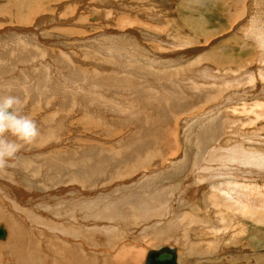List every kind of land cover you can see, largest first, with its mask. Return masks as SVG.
Returning <instances> with one entry per match:
<instances>
[{
  "label": "bare ground",
  "instance_id": "obj_1",
  "mask_svg": "<svg viewBox=\"0 0 264 264\" xmlns=\"http://www.w3.org/2000/svg\"><path fill=\"white\" fill-rule=\"evenodd\" d=\"M245 1L246 0H244V2ZM105 2L108 3L109 1ZM115 4L118 5L119 2ZM38 5H40V3H38ZM38 5L35 3V0H22L18 6V14H15L14 10L8 11L7 15L10 18L16 17L17 22H22V24H31L34 22L36 15L41 13V11H49L47 9L48 7L46 8L43 5ZM220 12L223 13V16L227 14L222 9H220ZM4 15L6 14L4 13ZM241 15L245 16L246 12L242 10L238 18H240ZM262 18L263 17H261V19L252 18V22L250 21L251 26L246 31L247 39H253L258 42V54L260 53V56H257V52H255L253 60L250 59L249 61L248 54L245 55V53H241V56L245 55L246 57L245 64L251 63L252 65L253 62L258 61L255 60V57L257 56V59L260 57V67L255 66L253 68L250 67L251 65H247L246 67L248 69L244 71L243 75L232 77L227 74H220V71L218 74H214L212 70V72L208 71L210 68H206L208 67V65H206L203 69L194 68L191 72L192 75L189 74L190 78H188L189 76H177L178 72L183 75L184 68L174 70L176 66L183 63L182 60H179L177 64H175L174 69L170 70L167 68L169 65L165 66L163 63L166 69L162 72H155L153 78H148L144 73L146 79H138L139 81L137 80L135 83L133 79H131L132 77H120L121 80H119V84L122 88L130 89L133 87L134 89L128 92L130 96H127L126 99L122 97V95L120 96L121 98L113 99L121 101L112 106L109 102L112 100H110L109 97L106 98V96L104 98L101 92V88L106 81H99L96 78L91 79V76H89L91 74L87 75L86 78L88 80H85L84 73L76 69L75 65L68 67V70L65 72L62 71L61 77H68L69 82H66L67 85L65 84L66 86L62 88H60L59 81L61 79H59L58 76H51L45 72V74H42L43 71L41 69V74H39L40 76L42 75V78L39 79L36 77V82L33 76L36 75L37 66L42 61L38 62L37 66L35 65L36 63L33 62L35 59L40 61L38 57L41 53L38 45L35 44L37 38L30 34L33 32V28H14L7 25H0V33L3 32L8 34L6 38L0 36V97L7 95L19 96L16 92L18 89L22 88L21 92L23 91V95H25L26 98L30 97V100L33 98L32 101L40 98L43 105H46L45 102H49L51 97L56 98L53 96L58 94L61 100V103H59L62 104L64 109L73 105L80 106L79 108L83 109L84 115L81 121H85L87 126L91 129L98 128L101 130V135L104 134L111 138L118 135V133L124 134V130L117 129L126 125L128 123L126 120L130 121L131 118H135L137 122L135 128L132 127L133 129H130V133L124 135L122 139L119 138L118 143H120L121 146H118L120 148L118 151L114 150L112 147L110 149L106 148L102 145L103 143H97L95 145L89 144L86 148H74L78 150H60V152H54L51 157L44 155V157H40L36 160H28L29 158L25 157H32L37 150L41 152L37 146V148L33 149L35 145L31 147V144H23L21 141L16 140L15 137L8 136L10 140L15 138L14 140L20 144V150L17 153V158L14 161H10V166L4 170H0V229L2 230V234L0 235V264H8L10 260L9 254L13 253L10 249L13 246H16L17 258L20 259H16L18 264H41L37 256L46 257L48 255L49 257L51 253L59 254L57 257L62 259L63 264H94L91 262V259L95 258L97 261L98 258L102 259L107 255V253H105L104 256H99L98 250L101 245L95 241L94 236L100 235V237H102L103 235L109 244L112 241L114 233L117 234L121 231H127L128 233L130 231L128 228L133 226L132 223H135V232L141 230V234H146L141 240L135 241L136 243H143L142 241H144L143 249L146 251L145 254L147 251L157 252L159 249L165 248L164 250L167 252L165 255L166 258L163 260L164 264H185L187 258L186 260L183 258V254L186 253L184 251L187 248L191 249L193 246L195 249H192V251L197 255L195 256V261H197L196 258L201 257L206 263L211 259L207 264H227V259L231 260L238 257V259H243L244 264H264V252L259 254L256 251L257 246H264V146L261 144L263 136L258 134L256 129H253L256 124L253 121L264 118V20ZM237 23L238 22H236V25ZM22 33L30 35L23 36ZM116 34L113 35V38L112 35H104L108 42L101 45L102 48L100 45L98 46V53H102L101 58L104 57L105 53H112L113 49H117L116 52L119 51L117 53L119 55L121 52L126 53L123 52V49L121 51L119 48H122L123 44H127V47H129L130 44H134L133 40L130 41L131 38L129 37L131 35L129 33H125L126 35ZM144 36L146 35L144 34ZM191 39L192 38L187 37L183 43H179V46L185 47L194 44ZM78 40L83 43L80 37H78ZM124 40H126V42ZM174 41H176L174 43L175 45L177 39ZM155 43H157V40ZM91 48L93 50L97 48L96 44ZM200 48V46L197 49L193 48V50L190 48L188 53L184 51L185 54L181 56L182 58H185V56H192V52H198L201 50ZM131 53L132 55L135 54V52L132 51ZM111 55L112 58L119 56L116 55V53H112ZM157 55L155 56L157 60L155 63L153 62L154 58H152L153 60H151L150 63L152 65H145L148 67H159L161 69L162 66L156 64L159 62L157 58L161 56L159 55V57H157ZM197 56L199 58L201 54ZM206 56L207 60H213L217 64H224L231 61L232 55L228 57L226 55L214 57L212 53H208ZM241 56H239V58ZM67 57H70V55ZM95 57H93V61H96ZM120 57L121 55L119 58ZM54 58L64 61L62 56ZM98 59L99 58H97V61ZM26 60L34 63L32 64L36 66V68L33 69L34 71L28 69L27 66L19 70L18 65L21 62H26ZM69 60L73 59L70 57ZM112 61L109 64L113 65ZM139 61H142L141 58ZM119 62H122L121 58L117 63ZM199 63L200 62L194 60L192 64L195 65ZM64 64H66V62H64ZM115 65L117 66L118 64ZM113 66L111 67L113 68ZM122 66L123 65H120L119 68L124 70V72L126 71L125 69L130 68L128 64L124 65L126 68ZM108 67L110 68V65ZM140 67L145 68L144 66ZM115 68L116 67H114V69ZM135 68L136 69L129 70V74H131V72L136 73L140 69L139 66ZM188 68H190V70L192 69L191 63ZM40 70L38 69L37 72ZM107 70L109 69L107 68ZM30 72L33 75L30 74ZM232 72H236V70H232ZM125 73H123V76H125ZM163 73L171 77L169 86L163 82L166 79V76L162 75ZM195 73L197 75H194ZM99 74L101 75V73ZM137 77L138 75L136 78ZM186 78H188V80H185ZM198 78L201 80L198 81ZM259 78L262 80L258 81ZM176 81H181L182 83L178 84ZM20 84L23 86H20ZM238 85H243L244 87L238 88ZM156 87L161 88L162 91H155L154 89ZM193 89L196 90L195 93L187 91ZM235 93L242 95L239 111L230 109L228 105L230 96ZM254 94L257 95L254 96ZM20 95L22 96V94ZM250 97H254V99L251 100ZM103 98L105 99L104 105L106 104L109 108L101 104L103 103ZM107 99H109V101H107ZM51 101L52 103L54 102L53 99ZM32 103L36 105L35 103L37 102ZM90 104L95 105L89 106ZM43 105L41 107L43 110H46V107L49 106L45 107ZM50 106L49 108H51ZM153 106L158 108L157 112L152 113L146 111L149 107ZM166 106L169 109H171L172 106L175 108L193 106L189 111L193 109L201 110V112L192 114L191 117L188 115L184 117V114L181 116L180 125L183 126L182 129L186 127L183 135L185 138L183 143L187 150H185V152L183 151V158L180 156L182 158H180V162L173 161L170 165L165 163L167 162L166 160L170 159L168 158L169 155L166 153H164V155L162 152L161 140H166L164 138L165 135L161 137V133H159L160 124L166 119L164 116L167 114L165 111ZM227 109L232 110V113H229V111L227 112ZM125 112L126 114H130L126 119L122 115ZM234 112H241L244 113V115L246 114L245 112L249 113V117L246 120V122L248 120L250 121H248L249 125H247L248 122L246 124L233 123L235 116H229V114H233ZM29 113L30 111L28 114ZM111 114L113 116H111ZM234 114L236 115V113ZM31 115L32 114H30V116ZM119 116H121V119ZM118 118L120 121H116ZM144 119L148 121L147 126L138 127L140 122ZM119 125L122 126L119 127ZM41 126L39 128L42 134H40L32 144H41V141L46 142L45 138H48L50 134H52V132H49L44 136L43 132H45L47 127L44 126V128H46L44 130V128L41 129ZM53 126L51 127L55 129ZM62 126L65 128V124H62ZM129 126L131 125L129 124ZM151 126L153 128L149 129ZM180 132L179 127H177L174 136H178ZM233 134L234 137L228 138ZM54 135H52L53 138ZM224 139L227 140V143H229L228 145L224 146L221 143ZM64 142L63 140L60 141L61 144H65ZM47 149L48 148L45 146L43 151L46 153ZM180 150L181 148L179 149V153ZM29 151H31V153ZM179 153L178 155H180ZM167 155L168 157H165ZM21 165L22 172L18 174L15 170L20 169ZM48 167L56 168L55 170L61 173V177L55 180H51L50 178V182L53 181L54 184L49 183L45 188H40L38 183L41 176L40 179H38L37 176L41 175V171H44ZM45 171L47 173V170ZM155 171L157 172L154 173ZM10 180H14L19 187H22L21 184L24 183L23 190H20L19 194L16 189H14L16 194L9 191L10 189L7 185ZM164 180L173 181L172 184H174L175 187L170 191L172 193H168L167 189H161ZM72 182L75 184L76 188H71ZM113 183L119 186V188L123 187L119 192L121 196L117 194L116 198H110L106 194L101 195L102 191L110 189L108 185H113ZM67 185L71 186L67 188L68 191H65L66 189H64V187ZM58 186L59 189L62 190L61 194H67L66 196L63 194L64 198L60 201L61 205H64L63 208H65V210L63 209L65 211L63 216L65 217L63 219L61 218V223L44 224L43 227L46 231L40 233V235L43 236L37 237V232L34 234L36 230L33 228V226L36 227V225L27 222L28 220L25 215H23L24 213L22 214L19 212L20 205L27 201L30 202L29 193L38 190L40 197H49L52 192H49L47 188L53 189ZM100 188L106 189L98 192L97 190ZM113 189L115 188L113 187ZM54 193L56 192H53V196L55 195ZM92 194L94 195L91 196ZM170 194L173 196V199L170 197ZM32 196H35V194H32ZM9 197H12L15 202L11 203L8 200ZM180 205L183 207L182 209ZM176 206L182 211H178ZM70 209L74 214L69 213ZM155 217H166V219L168 217V221L159 224L158 220L160 218H157L158 222H156ZM16 218H21L26 223L27 227L19 223ZM117 219L121 220V225L118 224L119 221L117 222ZM33 220L36 221V219ZM127 221H129L128 224L122 223ZM190 224L192 225L190 229L191 236L195 238L199 236L206 240L204 241L206 248H204L203 251L198 252L199 248H197L198 245H196V243H194L196 246L193 245L192 247L183 248L184 251L181 247H176L173 244L162 246L165 243H171L172 240L182 245L188 244L187 241L193 242L191 239H186L189 235H186V232ZM5 226L9 230V238L7 241H5L7 239ZM180 229L184 233H182ZM38 230L40 229H37V231ZM127 233H125V235L124 233H118V235H120L122 239L128 237L129 234ZM147 233H149L150 236ZM249 235L255 236L256 238L254 237L253 240H251L248 238ZM39 239L40 241H38ZM19 240H24L20 243V246L16 244ZM42 240L43 243H40ZM197 240L199 241L200 239L198 238ZM201 241L199 243H201ZM135 242L134 244H136ZM87 244L90 245V248L87 247ZM108 244L105 247L110 251L111 247L108 246ZM202 244L204 245V243ZM118 245L116 246L118 247ZM95 246L98 247V250ZM148 246L152 247L146 249ZM201 246L200 244L198 247ZM233 246L238 247V256L233 253L231 255L229 254ZM106 248L104 250H106ZM108 254L109 256L112 255V253ZM213 256L217 258L213 259ZM118 258L119 260H116L117 263L112 259L108 260V263L114 264L115 262L118 264V262L121 261L120 264H123L129 262H126L127 259H122L121 255ZM124 258L126 257L124 256ZM236 260L234 259L233 261ZM45 264H50L48 259ZM144 264H146V261Z\"/></svg>",
  "mask_w": 264,
  "mask_h": 264
},
{
  "label": "rangeland",
  "instance_id": "obj_2",
  "mask_svg": "<svg viewBox=\"0 0 264 264\" xmlns=\"http://www.w3.org/2000/svg\"><path fill=\"white\" fill-rule=\"evenodd\" d=\"M21 1L20 0H0V25H2V26L7 25L9 27L11 26L14 28H16V27H19V28L23 27L25 29H26V27L28 29L33 28V32L30 34H32L35 38H37L35 40L36 41L35 44L38 45V48L41 52L40 56L38 57L40 61L35 59V61L33 60V62L36 63L35 64L36 66L38 65V62L42 61L41 63H44V64L40 63L37 66V71H38V69L39 70L41 69L43 71L42 74L46 73V74L51 75V76L52 75L58 76L59 79H61L59 81L60 82L59 84H60V88H62L63 86H66L67 83H69L68 77H66V76L61 77L62 71L65 72L68 70V67H72L75 65L76 69L81 71V73H84L85 80H88L86 78V76L91 74V75H89V76H91V79L96 78L99 81H106V82L108 81L107 83L105 82L104 85L102 86L101 92L103 93L104 98L106 96V98L109 97L110 100H112V101H109V99H107V101L110 102L111 106L113 104H117L118 102L121 101V100L117 101V100H113V99H117L121 95H122V97H125V99H126L127 96H130V94L128 92H130L134 89L133 87H131L130 89L122 88L119 84L120 83L119 80H121L120 77L121 78H124V77H130L131 78L132 77L131 79H133V81L136 83V81L138 79L139 80H145L146 79V77L144 76V73L146 74V76L148 78H153V75L155 72H162L164 69H166L163 66V63L165 64V66L169 65L167 67L168 70L174 69L175 64H177V62L179 60H182L183 63H181V65L176 66L174 69V70H178V69L180 70V69L184 68L183 69V75H181L178 72L177 76H179V77H181V76L188 77L189 76L188 78H190V75H192L191 72L193 71L194 68L203 69L206 67V65H208V67H206V68H208V69L210 68L209 70L208 69L207 70L210 72L213 71L214 74H218L220 71V74H223V75L227 74L228 76H232V77L233 76H240V75H243V73H244V71H246V69H248L246 66L251 65V63L245 64L246 63L245 55L248 54L249 61H250V59L253 60V55L255 54V52H257V56H260V53L258 54V50H259V48L257 46L258 42L253 40V39H247L246 31L251 26L252 18H260L261 19V17H263L262 19L264 20L263 0H246L245 2H244V0H35V3H37V5H38V3H40V5H38V6L43 5L46 8L48 7L47 9L49 11H44V10L41 11V13L36 15L34 22L31 24H24V23L22 24V22H17L16 17L10 18L7 15L8 11H14V10H15V14H18V12H19L18 6H19ZM105 1H109V2L107 3ZM112 2L113 3L119 2L120 5L119 4L117 5L115 3L113 4ZM220 9L224 10L227 14H225L223 16V13L220 12ZM242 10H244V12H246V15L245 16L241 15V17L238 18V15H239V13H242ZM4 13L6 15H4ZM236 16H237L238 20H237ZM242 16H243V18H242ZM97 19H99V20H97ZM236 22H238L237 25H236ZM111 30H112V32H111ZM125 33H129L131 35L129 38H131L130 41L133 40L134 44L133 45L130 44V46L128 44L129 47H127V44H123L122 48H119L121 51L123 49V52H126V53L121 52L122 54L120 53V55H121L120 58H121L122 62L117 63L120 59L119 58L120 55L117 54L119 51L116 52L117 49H115V50L113 49V51H112L113 54L116 53V55H119V56L114 55L116 57L113 56L115 58V60H114V58H112V55H111L112 53L108 52V51H106L108 53L104 52L105 53V54L103 53L104 57L101 58L102 53H100V52L98 53V46L100 45V47H101V45H103L105 42L106 43L108 42V40L106 39V37L104 35H109V36L112 35V38H113V35H115V34L116 35H119V34L122 35ZM30 34L22 33L23 36L30 35ZM144 34L146 36H144ZM6 35H8V34L3 33V32L0 33V36H2L4 38H6ZM78 37H80V39L83 40V43L78 40ZM119 37H121V36H119ZM187 37L192 38L191 41L193 40L194 44L190 43L192 45L180 47L181 45L179 46V43H183V41ZM9 38H10V36H9ZM176 39H177V43L174 45V43L176 42L174 40H176ZM156 40H157L158 44L155 43ZM124 41L126 42V40H124ZM28 42H30V41H28ZM95 44H96L97 48H95L96 50L94 49L95 50L94 51L91 47L92 46L94 47ZM147 45H148V48H147ZM199 46L201 47L200 51L195 52V53L192 52V56H188V57L185 56V58L184 57L182 58V56L185 54L184 51H186V53H188L190 48H192L191 50H193V48L197 49V48H199ZM151 49H152V51H151ZM114 51H115V53H114ZM131 51L135 52V54L133 53L134 55H132ZM210 51H212V52H210ZM68 52H69V54H68ZM141 52H144V53H141ZM155 52H156V54H155ZM242 52L245 53V55L241 56ZM93 53L94 54L96 53L95 54L96 57ZM208 53L209 54L212 53V55L214 57L215 56H224V55H226L228 57V56L232 55L231 61L226 62L224 64H217L213 60H207L206 59V57H207L206 54H208ZM84 54H86V55H84ZM154 54H155V56L158 54L157 57H159V55L161 56V57L157 58L159 60V62L156 64L161 65L162 70L159 67H148V66H146V65H152V64H150L151 60H153L152 58H154V60H153L154 63H155V61H157ZM198 54H201V56L199 58L197 56ZM42 55H43V57H42ZM69 55L73 60H69L70 57H67ZM163 55H165V56H163ZM57 56H60V57L62 56L64 61H60L57 58L56 59L54 58ZM239 56H241V57L239 58ZM243 56H244V58H243ZM257 56L255 57V60H258V61L253 62V64L250 67H253V68L255 66L260 67V61H259L260 57L257 59ZM93 57H95L96 61H93L94 60ZM40 58H42V59H40ZM97 58H99L98 61H97ZM122 58L124 59V61ZM140 58L142 61H139ZM110 59H112L113 61ZM168 59H170V60H168ZM194 60H196L197 62H200L199 63L200 65L199 64L193 65L192 63ZM111 61H112V64L114 66L109 64ZM64 62H66V64H64ZM167 62H169L170 64ZM174 62H176V63H174ZM34 63L29 62L28 60H26V62H24V63L21 62L18 65L19 70L25 66H27L28 69L33 70L34 68H36L35 65L34 66L32 65ZM50 63H51V65H50ZM52 63H54V64H52ZM126 63L130 67L128 69H125L128 72L127 73L125 71L127 74L124 72V70H121V68H119L120 65H123V66L127 65ZM160 63H162V64H160ZM190 63H191V67H192L191 70H190V68H188V67H190ZM106 64H108V65H106ZM115 64H118V65L116 66ZM109 65H110V68L108 67ZM111 66H113V68ZM138 66L141 70L139 69L136 73L131 72V74H129L130 73L129 70L136 69L135 67L138 68ZM140 66H144L145 68H142ZM114 67H116V68L114 69ZM124 67L126 68V66H124ZM178 67H180V68H178ZM107 68L109 70H107ZM93 69H96L97 71L93 70ZM116 69H117V71H116ZM222 69L223 70L225 69V70L223 71ZM41 70L39 72L36 71V75L34 74L35 76H33L34 80L36 77L39 79L42 78V75L40 76ZM102 70H103V73H102ZM232 70H236V72H232ZM98 71H100V72H98ZM122 71H123V73H125L124 74L125 76H123ZM99 73H101V75ZM30 74H32V73L30 72ZM104 75H105V77H104ZM137 75L139 78L138 77L136 78ZM141 75H143V76H141ZM162 75L166 76V79L163 82H165L169 86V83L171 81V77L167 76L166 73H163ZM194 75H197V74L195 73ZM99 76H101V77H99ZM102 76H103V78H102ZM188 78H186L185 80H188ZM197 80L200 81L201 79L198 78ZM260 80H262V79L259 78L258 81H260ZM35 81L37 82V80H35ZM38 83H40V82H38ZM176 83L179 84L182 82L176 81ZM186 83H188V82H186ZM20 86H23V85L20 84ZM20 86H19V88H20ZM237 87L243 88L244 86L238 85ZM21 89H18L16 94H19V96L21 97L22 113H24L23 115L30 116V114H32L30 117L37 121L39 127L42 125L41 129L44 128V126L47 127V129L44 128V130L45 129L48 130V131L45 130V132H43L44 136H45V134L47 135V133L52 132V134H50V136L48 138H45L46 142L41 141V144L40 143L39 144H37V143L32 144L31 143V145H32L31 147H33L35 145V147H33V149L38 147L41 150V152H39L37 150L36 153H34L32 155V157H25V158H29L28 160H36L40 157H44V155H46L47 157L48 156L51 157V155L54 154V152H60V150L68 151V150H73L76 147L81 149L82 147L83 148L88 147L89 144L95 145L97 143H99V144L103 143L102 145H104L106 148L110 149L112 147L114 150L118 151L120 149L119 147L121 146V144L118 143L119 138L122 139V137H124V135L130 133V129L132 127L135 128V126L137 124L135 118L134 119L131 118L130 121L126 120L128 123L124 126L119 125V127L122 126L123 128L121 127V128L117 129V130H120V129L124 130V134L118 133V135H116L113 138L107 137L104 134L101 135V133H100L101 130H99L98 128L91 129L89 126H87V123H85V121H81V118H83L84 115H83V109L79 108L80 106L78 107L77 105H73L67 109H64L62 104H60L61 100L58 97V94L53 96L56 98L51 97L49 99L50 103L47 101V102H45L46 105H43V102H41L40 98L35 99L37 101H35V100L32 101L33 98H31V100H30V97L26 98V96L23 95L24 94L23 91L21 92ZM154 90L157 92L162 91L161 88H159V87H156ZM187 91H190L192 93L196 92V90H194V89L193 90H187ZM20 94H22V96ZM256 95L254 94V96H256ZM13 96H15V95H13ZM251 96H253V95H251ZM24 98H26V99H24ZM104 98H103V103H101L103 105H104V101H105ZM241 98H242V95H240V94H236V93L232 94L229 98L230 101L228 103L230 109H232L234 111H239ZM52 99H53V101H54L53 103L55 105L52 103V101H51ZM250 99L253 100L254 97L253 98L250 97ZM23 100H25V101H23ZM32 102H37V103H35L36 105H34ZM41 103L45 107L48 105L49 106L52 105V106H50L51 108H49V106H48V107H46V110H43L41 108L42 107ZM93 105H95V104H90L89 106H93ZM45 107H44V109H45ZM104 107L109 108L106 104L104 105ZM192 107L175 108L172 106L171 109H169L167 106L165 107V111L167 114H165L164 116L166 119H164V122H162L160 124L159 133H161V137L165 135L164 138L166 139V140H161L162 141V152H163V154L166 153L169 155V157H168V155L165 157L170 158L169 160H166L167 161V162H165L166 164L170 165L173 161H179L181 157L183 158L185 150H187L186 147H184V143H183L184 142L183 140L185 139L183 137V135H184V130L186 127H184V129H182L183 126L180 125V118L183 114H184V117H186L187 115L189 117H191L192 114H196V112H201V110H199V109H193V110L189 111ZM85 108H89V107H85ZM61 109H63V110H61ZM232 110L227 109V112L229 111V113H232ZM29 111H30V113L28 114ZM76 111H77V113H76ZM146 111L155 113L158 111V108L153 106V107H149ZM35 113H36V116H35ZM65 113H66V115H65ZM119 113H121V112H119ZM234 113H236V115ZM234 113L229 114V116L230 115L235 116L233 123L246 124L249 121L248 120L246 122V120L249 117V113L245 112L246 113L245 115H244V113H241V112H234ZM124 114H126V112ZM124 114H122V115L125 119L128 117V115H130V114H126V115H124ZM60 115H61V117H60ZM111 116H113V115L111 114ZM120 117L121 116H119V118ZM119 118L116 121H120L121 118L120 119ZM67 119H69V120H67ZM47 121H50V122H47ZM67 121H69L70 123ZM249 122L247 123V125H249ZM253 122L256 123L253 129H256V132L263 136L261 144H263V146H264V118H260V119H258V121H253ZM46 123L47 124L49 123L51 125L48 124V126H47ZM55 123H56V125H55ZM61 123L65 124V128L62 126ZM147 123H148L147 119H144L143 121L140 122L138 127H146ZM129 124L131 126H129ZM51 126H53L55 129H53ZM60 126H61V128H60ZM177 127H179V132L180 131L181 132L178 136H176V135L174 136V133H175ZM151 128H153V127L151 126L149 129H151ZM105 129H108V128H105ZM54 134L57 136H55ZM52 135H54V138ZM58 137H59V139L57 141ZM232 137H234V134L229 136L228 138H232ZM99 138H101V139H99ZM12 139L14 140L15 138H12ZM42 139H43V137H42ZM195 139H196V136H195ZM61 140L65 141L64 142L65 144H63V143L61 144L60 143ZM49 142H51V143H49ZM67 142H69V143H67ZM185 142H186V140H185ZM22 143L24 144L25 142H22ZM221 143L224 146L229 144V143H227L226 139H224ZM45 146H46V148H48L46 153L43 151V148H45ZM180 148H181V150L179 153ZM183 148H184V150H183ZM74 150H78V149H74ZM193 150H194V147H193ZM31 151H29V152L31 153ZM190 151H191V149H190ZM178 153L180 155H178ZM176 156H179V157H176ZM171 157L174 159H172ZM171 159H172V161H171ZM211 167L214 168L213 166H211ZM55 169L56 168H54V167H48L47 169H45V170H47V173L44 170V171H41L42 172L41 175L37 176L38 179H40V176H41V179L38 183V186L40 188H45L46 186L49 185V183L54 184L53 181L50 182V178H51V180H55V179H59V177H61V173H59V171H56ZM66 170H69V169H66ZM172 170H171V172H172ZM15 171L18 174L21 173L22 172V165H21L20 169H16ZM51 171L54 173H52ZM156 172L157 171H155L154 173H156ZM151 174H153V173H151ZM172 182L169 180H167V181L164 180L162 185H161V187L163 186L161 189H167L168 193H172L170 191H172V189L175 187L174 184H172ZM71 184H72L71 188H76L75 184H73V182ZM21 185H22V187H19L18 184L15 183L14 180H10L7 187L10 189L9 191L11 193L14 192V194H16V192L14 191V189H16V190H18L17 193L19 194L20 190H23L24 183H22ZM113 185H115V184L113 183ZM113 185H110L111 187L108 185V188H110L108 190L102 191L103 189H106V188H100L97 191L98 192L102 191L101 195L106 194L110 198H116L117 194H119V192H120V189H123V187L119 188V186H116V185L113 186ZM67 186L64 187V189H66L65 191H68L67 188H70L71 185H67ZM113 187L116 190L113 189ZM48 189H49V192H52L51 196L40 197L39 191L35 190L32 193H29L30 194V202L27 201L25 203H22L23 205L21 204L20 208H19V212L22 214L24 213L23 215H25L26 219L28 220V221L27 220L26 221L30 222L32 225H36V227L33 226V228L36 230V231L34 230L35 231L34 234L37 232V237L43 236V235H40V233L46 231V229H44V227H43L44 224L47 225L48 223H57V222L61 223L62 219L65 217V216H63V213L65 212L64 211L65 208H63L64 205H61L60 201L63 200L64 196H66L67 194L63 193L64 194V196H63V194H61L62 190L59 189V186L55 187L53 189L47 188V190ZM117 189H119V190H117ZM53 192H56V193H54L55 194L54 196H53ZM32 194H35V196H32ZM42 194H44V193H42ZM93 195L94 194H92L91 196H93ZM119 195L121 196V194H119ZM170 197L173 199L172 195ZM8 200L11 203L15 202V200L12 197H9ZM176 208L178 211H182L181 209L183 207L180 205L181 209L178 206H176ZM69 213L74 214V212H72L71 209L69 210ZM157 218L158 219L160 218V219L158 220ZM16 219L19 223L26 226V223L21 218H16ZM33 219H36L37 224H36V221ZM155 219H156V222L159 221L158 222L159 224H161V223L163 224L165 221H168L167 220L168 217H167V219H166V217H155ZM117 222H118V224L121 225L120 219H117ZM122 223L128 224L129 221L122 222ZM132 224H133V226L128 228V229H130V231L128 230L130 233L129 232L127 233V231L118 232L121 234L124 233V235H125V233H127V234H129L128 237L121 239V237H120V235H118V233L117 234L114 233L113 234L114 236L112 237V241L109 244L107 243V241L103 237V235H102V237H100L99 234H98L99 236H94L95 241L100 243L99 245H101L99 250H98V247L95 246L97 248V250L99 251L98 252L99 256L100 257H101V255L104 256L105 253H107V255H105L102 259L98 258L97 261L95 258H93V259H91V262L94 264H110V263H108L109 262L108 260H111V259L114 261L119 260L118 257H120V255H121L122 259H127L126 262L129 261V262L123 263V264H132L133 261H134L133 264H144L146 261L148 251L145 254L146 251H144V249H143L144 241H142L143 243H141V242L136 243L135 241L141 240V238L142 237L144 238L146 236V234H141L140 233L141 230L139 232H135V228H136L135 223H132ZM37 225H38V228H37ZM39 225H40V227H39ZM68 225H71V224H68ZM191 227H192V225L190 224L188 231L186 232L187 234L186 233L185 234L186 235L189 234L188 237H186V239L187 240L191 239L193 242L187 241L188 244L182 245V244H179V243L175 242L174 240H172L171 243H165L162 246H166V245L169 246V244H173L176 247H179V248L181 247V249L184 251L185 248H187L189 246L192 247L193 245H195L194 243H196V245H198V246H200V244L202 245L201 247L197 246V248H199L198 252L203 251V249L206 248L205 242H204L206 240L202 239L199 236H197V238L191 236V234H190ZM5 228L7 231V239L5 241H7L9 238V230L6 226H5ZM37 229H40V230L37 231ZM263 229H264V227H263ZM131 231H133V232H131ZM181 232L184 233L182 230H181ZM147 234L150 236L149 233H147ZM44 236H46V235H44ZM254 237L255 236H252V235L248 236V238H250L251 240H253ZM198 238L200 239L199 241L197 240ZM201 239H202V241H201ZM125 240H127V241H125ZM5 241H2V242H5ZM23 241L19 240V241H17L16 244L18 246H20V243H22ZM38 241H40V239ZM129 241L133 242V243H130ZM200 241H201V243H199ZM134 242L137 245L134 244ZM40 243H43V240ZM86 243H88V242H86ZM202 243H204V245ZM107 244H108V246L111 247L110 251H108L107 248L105 247V246H107ZM118 244H120V245H118ZM116 245H118V247ZM89 246L90 245L87 244V247H89ZM15 247L16 246H13L10 249L14 254L13 253L9 254L10 260L8 261V264H18L17 260H20L19 258H17V253L15 250ZM150 247H152V246H148V247H146V249H148ZM105 248L108 252L106 250H104ZM187 249H185V251H184L186 253L183 254V258H185V260L187 258V260H186L187 264L188 263L189 264H197V263L207 264L211 260V259H209L206 263V261H203V259H201V257H199V258H196L197 261H195V256H197V255L195 253H193V251H192V249H195V247L193 246L191 249H189V248H187ZM101 251H102V253H101ZM256 251L259 254L263 253L264 252V246H257ZM108 253H112V255L109 256ZM232 253L236 254V256H238V247L233 246V249H232V251L229 252V254L231 255ZM45 254L47 255L46 251H45ZM58 255L59 254H57V253H51L49 255V257H48V255L46 257L45 256L42 257V256L38 255L37 259L39 260V263H41V264H45V262H47V259H48V262L50 264H63L62 259L57 257ZM124 256L126 258H124ZM227 256H228V254H227ZM213 257H214L213 259L217 258L215 256H213ZM49 258H50V260H49ZM130 259L132 260V262ZM234 259L236 260V259H238V257H236ZM234 259H231V260L227 259L226 260L227 264H241V263L244 264L243 259L239 258L240 260L238 259L236 261H233ZM238 261L239 262L241 261V262L239 263ZM120 262L121 261H119L118 264H120ZM116 263H117V261H116ZM116 263L114 262V264H116ZM221 264H225V263H221Z\"/></svg>",
  "mask_w": 264,
  "mask_h": 264
},
{
  "label": "clouds",
  "instance_id": "obj_3",
  "mask_svg": "<svg viewBox=\"0 0 264 264\" xmlns=\"http://www.w3.org/2000/svg\"><path fill=\"white\" fill-rule=\"evenodd\" d=\"M40 134L37 121L22 114L20 97H0V170L8 168L10 161L17 158L20 144L16 140L31 144ZM9 135L16 140H10Z\"/></svg>",
  "mask_w": 264,
  "mask_h": 264
},
{
  "label": "water",
  "instance_id": "obj_4",
  "mask_svg": "<svg viewBox=\"0 0 264 264\" xmlns=\"http://www.w3.org/2000/svg\"><path fill=\"white\" fill-rule=\"evenodd\" d=\"M2 234V230L0 229V235ZM165 248L159 249V251H149L147 258H146V264H164L163 260L166 258V250Z\"/></svg>",
  "mask_w": 264,
  "mask_h": 264
}]
</instances>
